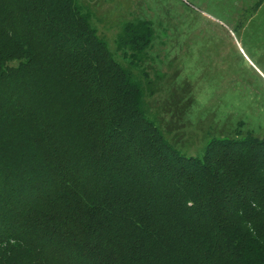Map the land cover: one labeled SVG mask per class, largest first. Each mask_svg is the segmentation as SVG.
I'll use <instances>...</instances> for the list:
<instances>
[{"label":"trees","instance_id":"obj_1","mask_svg":"<svg viewBox=\"0 0 264 264\" xmlns=\"http://www.w3.org/2000/svg\"><path fill=\"white\" fill-rule=\"evenodd\" d=\"M151 39L123 27L124 66L76 0H0V264H264V138L184 155Z\"/></svg>","mask_w":264,"mask_h":264},{"label":"rangeland","instance_id":"obj_2","mask_svg":"<svg viewBox=\"0 0 264 264\" xmlns=\"http://www.w3.org/2000/svg\"><path fill=\"white\" fill-rule=\"evenodd\" d=\"M76 1L124 66L123 27L143 22L152 31L133 72L151 83V106H169L172 95L190 102L176 140L184 155L201 156L211 138L246 131L264 138V0Z\"/></svg>","mask_w":264,"mask_h":264}]
</instances>
